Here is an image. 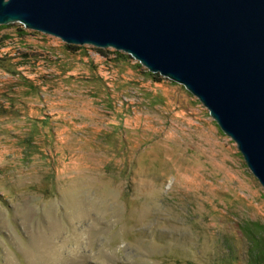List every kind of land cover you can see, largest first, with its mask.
Instances as JSON below:
<instances>
[{"label":"rangeland","instance_id":"1","mask_svg":"<svg viewBox=\"0 0 264 264\" xmlns=\"http://www.w3.org/2000/svg\"><path fill=\"white\" fill-rule=\"evenodd\" d=\"M67 46L0 26V264H264V189L207 109Z\"/></svg>","mask_w":264,"mask_h":264},{"label":"water","instance_id":"2","mask_svg":"<svg viewBox=\"0 0 264 264\" xmlns=\"http://www.w3.org/2000/svg\"><path fill=\"white\" fill-rule=\"evenodd\" d=\"M15 23L181 85L264 189V0H0V26Z\"/></svg>","mask_w":264,"mask_h":264},{"label":"trees","instance_id":"3","mask_svg":"<svg viewBox=\"0 0 264 264\" xmlns=\"http://www.w3.org/2000/svg\"><path fill=\"white\" fill-rule=\"evenodd\" d=\"M1 28H5V27H1ZM69 49H75V48H78V47H76V46H67ZM99 51H101L100 49H99ZM152 76H156L157 77V75H152ZM155 78V77H154Z\"/></svg>","mask_w":264,"mask_h":264}]
</instances>
